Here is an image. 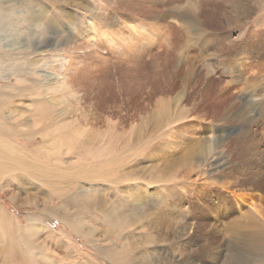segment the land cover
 I'll return each mask as SVG.
<instances>
[{"label":"rangeland","instance_id":"374dc122","mask_svg":"<svg viewBox=\"0 0 264 264\" xmlns=\"http://www.w3.org/2000/svg\"><path fill=\"white\" fill-rule=\"evenodd\" d=\"M0 168V264H264V0H0Z\"/></svg>","mask_w":264,"mask_h":264},{"label":"bare ground","instance_id":"6f19581e","mask_svg":"<svg viewBox=\"0 0 264 264\" xmlns=\"http://www.w3.org/2000/svg\"><path fill=\"white\" fill-rule=\"evenodd\" d=\"M39 11H41V9L39 10ZM36 12V11H35ZM39 13V12H38ZM43 13H42V11L39 13V14H37L36 13V16H34L33 15V17H35V20L34 21H36L37 22V24H38V26H41V24H42V22H43V15H42ZM48 15V14H47ZM54 23V22H53ZM54 24H56L57 25V23H54ZM52 25V24H51ZM55 26V25H54ZM48 29V28H47ZM44 32V31H43ZM57 33H58V31H57ZM62 33V29L59 31V35ZM56 34V33H55ZM61 36V35H60ZM60 36H59V38H60ZM38 44V46L41 44H39V43H37ZM42 45V44H41ZM37 47V46H36ZM46 47H49V44H43L42 46H40V47H38V49H45ZM46 52V51H45ZM35 54V53H34ZM159 119H160V117H158L157 119H156V121H155V123H158V121H159ZM218 130V129H217ZM174 154V153H173ZM10 155L13 157L14 156V154L12 155V152L10 153ZM171 156V155H170ZM192 156V155H191ZM168 158H169V156H168ZM183 160L185 159V156L183 155L182 157H181ZM172 159H173V157H172ZM171 159V160H172ZM170 160V159H169ZM21 161H23V160H21ZM185 161V160H184ZM172 166H173V163L171 164ZM169 166V165H168ZM0 171H1V168H0ZM80 202H82V201H80ZM79 200H75V203H76V205H79ZM84 202H88L86 199H84ZM138 213L140 212V210H138L137 211ZM122 214V213H121ZM113 215V214H110V215H108V216H106V218L104 219V221L105 222H110L111 224H115V223H119V224H121L122 225V227H124L125 228V223H126V221H127V216H124L123 214L122 215ZM11 221H12V219L8 216V215H6L3 211H2V209L0 208V236L1 237H3V239H5L6 241H7V245H6V249H8V251L10 252L9 253V257H11L12 259L13 258H16L17 257V254H18V252H16L17 251V249L18 250H20L19 248H18V246L20 245V246H22V242L23 241H27V243H28V245L29 244H31V245H33L31 242H32V239H31V236H33V237H35L36 236V234L35 233H37V231L38 230H36V229H33V228H29L28 229V231L26 230L25 232H24V234L22 233V235L18 238V237H14L13 235H11V233H10V229H11ZM20 230H21V228H20ZM254 236H255V244L256 245H254V249L256 250V249H258V250H260V251H262V252H264V231H261V232H259V233H257V234H253ZM29 236V237H28ZM5 237V238H4ZM2 239V240H3ZM1 240V241H2ZM35 240V239H34ZM25 243V242H24ZM37 243V242H36ZM125 246H126V244H124V245H122V249L120 250V251H118V249L116 250V251H111V252H109V253H107V256L109 257V259L114 263V264H124L126 261H125V259L126 258H130L131 257V253L130 252H128V250L125 248ZM128 247V246H127ZM2 248V247H1ZM2 250H4V249H2ZM22 251V250H21ZM3 252H5V250L3 251ZM20 252V251H19ZM21 259H22V257L20 256V261H21ZM230 261H231V259H230ZM227 264H229V263H227ZM230 264H232V263H230Z\"/></svg>","mask_w":264,"mask_h":264}]
</instances>
